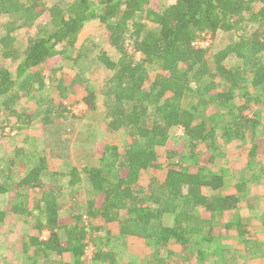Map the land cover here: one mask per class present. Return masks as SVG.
<instances>
[{"label": "trees", "instance_id": "trees-1", "mask_svg": "<svg viewBox=\"0 0 264 264\" xmlns=\"http://www.w3.org/2000/svg\"><path fill=\"white\" fill-rule=\"evenodd\" d=\"M44 14L48 20L36 24ZM0 16L6 18L0 23L5 31L0 33V118L8 123L13 118L25 126L40 119L43 127L57 118L65 120L62 100L69 87L79 85L87 110L103 107L108 132L124 130L130 141L120 149L94 141L89 149L98 146L90 150L98 159L97 167H72L68 174L55 175L67 176L68 185L78 188L84 177L89 186L93 200L71 218L59 216L60 187L44 182L52 151L15 146L13 155L0 160V194L18 199L10 209L0 210V221L7 213L27 215L32 221L24 229L21 245L25 254L33 250L31 264L39 259L42 264H83L88 244L94 248L92 261L117 264L110 250L115 239L103 227L111 222L118 225L117 240L132 236L146 241L151 251L145 264H172V245L191 244L196 264H238V256L245 254L247 260L252 250H259L254 244L238 252L222 243L225 235L215 228L222 227L223 213L243 200L252 207L247 182L237 180L236 193L203 195V187L217 191L228 185L222 176L202 167V156L195 150L209 144L207 158L213 162L215 139L245 143L260 126L259 112L246 111L264 105V0H172L157 9L151 0H52L50 6L46 0H0ZM93 20L108 33L115 60L104 51L94 56L92 42L78 44L84 25ZM20 28H34L22 50L15 47L12 36ZM61 54L75 69L69 81L57 68L44 73L43 65ZM96 61L107 71L98 93L83 70ZM84 62L88 64L81 66ZM45 90H54L60 99L38 98ZM238 96L242 102H236ZM25 97L38 98L34 111L18 109V101ZM190 97L196 105L187 102ZM175 127L182 128L190 156L177 162L178 169L167 168L165 181L152 182L144 196L138 177L158 168L156 147L171 154L167 142ZM263 145L264 139L258 140L248 155H257ZM252 163L248 172L256 184L262 175L253 172ZM24 167L25 176L15 177L16 168ZM30 191L32 196L26 193ZM166 215L173 219L170 226L163 223ZM232 226L234 222L227 221L222 228L228 232ZM43 232L46 239L41 238Z\"/></svg>", "mask_w": 264, "mask_h": 264}, {"label": "rangeland", "instance_id": "rangeland-1", "mask_svg": "<svg viewBox=\"0 0 264 264\" xmlns=\"http://www.w3.org/2000/svg\"><path fill=\"white\" fill-rule=\"evenodd\" d=\"M172 0H151V6L155 9L159 7L160 5L167 4L171 2ZM46 3L48 6L52 4V0H46ZM5 19L3 16H0V23L5 22ZM47 15L44 14L37 22H45L47 21ZM1 32V30H0ZM26 30L23 29L18 32L16 37V47L22 48L24 46L25 40H26ZM108 33L106 30L100 25V23L97 20H93L88 22L85 27L83 28L82 32L79 34V42L78 44L84 43V45H89L90 42L94 43L95 49H93L94 56L98 54L100 51L107 52V54L111 57V59H116V54L114 52H111L109 43H108ZM77 44V45H78ZM220 42L216 43L212 49L211 53L215 52L220 47ZM202 45H205L203 43ZM64 55L61 54L59 56H56L53 60H50L45 65V75L47 76L49 74L50 69L57 68L58 73H65L66 81H69L70 78L74 75L75 69L73 70L70 68L71 62L68 60L62 59ZM88 62L81 63L82 65H87ZM227 65H230L231 63L227 61ZM104 67L99 65V63L96 61L91 64L90 67L83 68L84 74L89 75V82L93 84L96 88V92L98 93V90H100V86L102 84V81L104 77L107 75V71L103 69ZM81 69V68H80ZM70 83V82H69ZM69 85V84H68ZM70 88V87H69ZM68 88L67 97L62 100L63 104L66 107L67 111V119H56L53 124L43 127L42 122L40 119H36L31 123V125L25 126L23 124H20L19 122H15V119H11L8 123V121L5 120V117L1 120L0 119V160H7L9 156L13 155V148L15 146L18 147H24L26 150H33V149H40L42 148L46 152L52 151L53 153H57L62 158H65L67 154L71 155L72 162L76 164V166L79 164V167H84L82 165L88 166L92 162L95 161L96 157H93L90 152L95 151L97 145L95 148L89 149V146L95 142H100V145L102 144H109V145H115L117 147L122 148L124 145L128 144L129 138L127 133L124 130H120L117 132H108L106 128V123L103 118V111L104 108L100 107L96 111H88L86 106L83 104L82 98L84 97L85 93L83 92L82 87L79 85H73L71 89ZM249 90V88H248ZM38 98L46 99L48 97L56 98L57 100L60 99V97L55 96L54 90H45L43 93H38ZM37 98V97H35ZM35 98H23L18 101L17 107L20 111H34L37 106L36 102L37 99ZM100 98V97H99ZM42 99V100H44ZM45 101V100H44ZM241 100V96H238L236 99V102H239ZM187 102H191L193 105L197 104V100L193 97L188 98ZM238 104V103H237ZM45 104L43 103L42 106ZM259 105V104H258ZM253 105L252 108L248 111H246V114H253L254 112H259L258 116L259 119H261L260 126H258L257 130L254 133L248 134L247 141L245 143H238V142H227V140H220L216 139L215 144L217 147H221L217 151V154H222L221 151H224V161H231L235 162V164H238L242 161L246 163V166L249 165L248 161H256L253 163L254 172H257L261 175H264V146L260 149L258 148V151L260 153H256L258 155H263L262 158L255 159L256 157H250L247 156V150H249L250 146L256 143L260 139H264V105ZM200 109V108H199ZM206 116V113H205ZM91 123H94V125H91ZM89 126H93L94 128L97 127L98 130L90 131L88 130ZM73 128V129H72ZM72 129V130H71ZM71 130V131H70ZM86 133V136H82L81 134ZM221 132V131H220ZM253 132V131H252ZM92 133V137H91ZM170 138L169 143L172 145V149L174 148L175 152L178 154H188L189 148L187 147V144L182 142L180 138L183 137V135H178L175 128L171 129L169 132ZM29 137L30 141L25 143L24 139ZM38 138V142L36 140ZM44 138V141L42 142L41 139ZM89 144V145H87ZM44 145V147H43ZM85 146H88V149H86ZM203 145L196 146L197 152L200 156H202V150ZM101 146H99L100 149ZM92 150V151H90ZM162 150V151H160ZM29 151V152H30ZM245 152V153H244ZM91 154V156L89 155ZM158 154L160 156V160H163V163H166L165 158L167 156L165 147H162V149H158ZM209 156L208 153H206L203 158L200 159L205 162L206 158ZM95 158V159H94ZM58 159V158H57ZM60 159V158H59ZM98 160V159H97ZM173 160H176V158L173 157ZM92 161V162H91ZM96 162V161H95ZM63 163V161H62ZM72 163V164H73ZM228 163V162H227ZM68 163L64 162L63 165L50 163V172H62L61 174H64L68 171ZM3 163H0V166H2ZM26 168L24 167L22 169L16 168L14 172V176H22L26 172ZM257 170H256V169ZM233 171L234 169H230ZM145 174V173H144ZM1 176V174H0ZM56 177V176H55ZM51 178L45 179V183H50L55 185L56 187H60L63 190L66 189V177L60 176L57 178ZM149 177V175H147ZM59 192V190H58ZM85 195V193H82ZM22 199V198H20ZM28 201V200H27ZM68 201V200H67ZM18 199L14 201V198H8V200L4 199V197L0 196V207L6 206L7 209H10L14 204H17ZM66 214V211H65ZM242 215V214H241ZM27 215H22L18 213L12 214L11 217H9L6 221H1L0 224V264H25V257L23 258V255L19 258V254L17 252L20 250V247L23 243V224L24 222H28ZM17 223V224H15ZM224 230V229H223ZM222 231V230H221ZM220 231V232H221ZM232 235V233H230ZM226 236V235H225ZM140 240V239H139ZM232 241H235L233 235H232ZM242 242V241H240ZM239 243L237 242L236 246ZM189 246H186L185 249H183L181 246H172L173 253L176 255H173L170 257L171 263L176 264H196L194 254H192V250H194L193 246H190L191 244H188ZM225 247L227 248H233V244H225ZM121 246V247H120ZM235 247V245H233ZM241 246V245H240ZM112 247L114 251H117V248L122 252L120 254V264H142L143 263V257L142 255L138 253L139 244L138 243H132L126 247H122L121 244L116 242L115 240L112 241ZM111 250V249H110ZM254 252L251 254V257H249L247 260H244L246 255L241 258L238 256V264L246 262L247 264H261L264 262L263 260H258V262H253L254 259H260V254L263 253L261 251L260 247L259 250H253ZM182 254H185V256H182ZM10 255V259L7 260V256ZM14 259V260H13ZM252 259V260H250ZM11 260L13 262H11ZM16 261V262H15ZM181 262V263H180ZM27 264H30L27 260ZM100 264V263H97ZM264 264V263H263Z\"/></svg>", "mask_w": 264, "mask_h": 264}, {"label": "crops", "instance_id": "crops-1", "mask_svg": "<svg viewBox=\"0 0 264 264\" xmlns=\"http://www.w3.org/2000/svg\"><path fill=\"white\" fill-rule=\"evenodd\" d=\"M3 17L5 18V16H3ZM37 21H36V24L37 23L40 24V22H37ZM85 25H84V27H85ZM23 29L24 28L17 29L12 33V36L14 38L15 47H16L17 34L19 31H21ZM25 30H26V34L28 35V33L32 32L34 30V28L25 29ZM1 32L2 33L5 32L2 27H1ZM27 35H26V37H27ZM25 44H26V40H25L24 46H25ZM24 46L22 48H18V47H16V48H18L19 50H22L24 48ZM54 58L55 57H53L50 60H53ZM50 60H48V61H50ZM47 62L43 65V67H45ZM44 73H45V69H44ZM0 119L2 120V118H0ZM182 138H180V139L183 141ZM36 140L38 142V138H36ZM41 141L43 142L44 138H42ZM215 141H216V139H215ZM44 144H45V141H44ZM168 144L172 147V145L169 143V141L167 142V145ZM208 145L209 144H205L202 146L204 149V150H202V158L206 153H208L210 155V153L207 151ZM197 146H199V145H197ZM43 147H44V145H43ZM187 147L189 148V145H187ZM158 149H162V147H156V154L158 157V165H159L158 168H149L146 171L140 173V175L138 177L137 183H138V185H140L141 189L143 190L144 196L147 195V193H148L147 188L150 184H152V182L156 183L157 185H160L165 181L167 168L173 167V168L178 169L179 168L178 163L181 162V158H183L185 161L186 158L190 156V155L188 156V154H178V156H177V153L175 152V150L173 148V150H171L172 151L171 154L170 155L167 154V156L165 158L166 163H164L162 165L163 160H160V156L158 154ZM219 149H221V147H218L217 151ZM160 151H162V150H160ZM195 152H197V150H195ZM221 152H222V154H217V152H215L216 157H215V160L213 162L211 161V159L208 160V158H207L209 163L207 162L206 164H204V161L202 160V167L205 166V168L210 173L222 176L225 179V182L227 180L228 186L220 188L217 191H212V189L210 187H203L202 188V194L205 196H211L212 194H219V193H226V192L236 193V191L234 189V184L237 182V180H239V179L241 180L243 178L247 182V189H248V195L247 196L251 199L252 207H249V204H247V202H245V200H243L242 202L238 203L236 205V207H234L233 209L224 212L223 213V219L220 222V225L222 227H224L225 222H227V221L232 222L233 221L234 226H232L228 232L225 231V229L222 227H217V228H215V232L219 233L222 230L220 232V234L226 235L225 239L222 243H225V244L229 243V244L235 245V247L233 245H232V247L234 249H236L238 252H240V250L243 251L244 246H245V248L247 247V250H248L250 246L256 244L258 246V249L260 247V249H261V251H263V253L260 254V257H258L260 259H255V260L250 259V260H252L253 262L259 263L258 260L264 261V223H263L264 222V175H262L261 179L259 181H257L258 183L255 184V180L253 179L252 172L251 171L248 172V165L246 168H244V166H246V163L244 161H242L238 164H235V162H231V161H227L228 162L227 163L223 159L224 151H221ZM89 155L91 156V154H89ZM52 156L51 155L47 156L46 170H45L46 177H43L44 179H50V176H51V178H54L56 174L62 173V172H50L49 171L50 163H52V162L55 164H59V165H60V163H61V165H63L64 162L68 163L66 165H68L69 169L64 174H68L70 168H72V167H76L78 169L81 168V167H79V164L76 166V164L72 162V159L70 158L71 157L70 154L66 155L65 158L60 157L59 155H57V153H54ZM247 156H249L248 150H247ZM262 156L263 155H258V156H254V157H256L255 159L257 160L258 158H262ZM173 157L176 158V160H173ZM62 161H63V163H62ZM95 161L94 162L91 161L92 163L90 165H88L87 167H97L98 161H97V159H95ZM254 162H256V161H253V163ZM253 163H252L251 168L255 167L253 165ZM82 166L85 167V165H82ZM230 169H234V170L231 171ZM253 172H254V170H253ZM255 174L259 175V173H257V172H255ZM147 175H149V177H147ZM23 176H25V175H22L21 177H23ZM66 179H67L66 180V189L63 190L62 188H60V191H59L60 195H58L59 197H58V201H57V204H59V206H60L59 216L61 218H71L70 217L71 214L75 215L78 210L82 212L85 208L84 207L85 204L88 201L93 200V197L91 196V193H90L89 186H88L87 182L85 181L84 177H82V179H81V185L79 188L69 186L68 185V178H66ZM83 192L85 193V195L82 194ZM26 193L29 196H32L34 192L30 191V192H26ZM8 195L9 194H6V195L0 194V196L1 197L3 196L4 199L8 198ZM36 195L40 196V193H37ZM144 205H146V202L144 203ZM0 210L6 211L8 209L6 208V206H4L2 208L0 207ZM65 211H66V214H65ZM12 214L14 215V213H12ZM12 214L7 213L5 218L3 220H1L2 224L9 217H11ZM206 215H208V214L205 213L202 216L206 217ZM172 220L173 219L167 215L165 217H163V223L167 226L171 225ZM1 221H0V224H1ZM15 224H17V223H15ZM29 224L30 225L32 224L31 220H28V222H24V224L22 226L23 230L27 229L29 227ZM103 227H104V230L108 231L111 234L112 238H114L116 242L118 241V243L121 244L123 248L132 244V243H134V244L138 243L139 244L138 253L140 254V256L142 255V257L144 258L143 259L144 261L142 264H145L146 254L151 251L149 245L146 244V241L141 240V239L139 240V238L132 237V236H126L124 238H120L117 240V238H119V237H118V225L116 222L103 224ZM237 227H240L239 229L241 231L238 232L236 229ZM230 233H232L235 241H232V235H230ZM240 241H242V242H240ZM237 242L239 244L236 246ZM172 246H179V245H172ZM172 246H170V249L173 252ZM185 246H189V245L187 244ZM181 247L183 249L186 248L184 246H181ZM21 248H22V246L20 247V250L17 252V254H19L18 257L20 258L21 255H23V257H25V261H26L25 264H27V260L29 257L32 256L33 250L31 252L25 254L23 251H21ZM111 250H113L112 252H114L116 255L117 264H120V262H119L120 258L119 257H120V254L122 252L118 248H117L116 252L114 251V249H111ZM253 252L254 251L252 250L251 253H253ZM173 255H176V254L174 253ZM173 255H171V256H173ZM182 256H185V254H182ZM244 256H245V254H244ZM10 258L11 257L9 255V256H7L6 259L9 260ZM208 260H209V257H208ZM11 262H13V261L11 260ZM41 262H42V260L39 259L37 264H42ZM29 263L31 264L30 261H29ZM206 263L209 264L208 261H205V264ZM263 263L264 262H262L261 264H263Z\"/></svg>", "mask_w": 264, "mask_h": 264}, {"label": "built area", "instance_id": "built-area-1", "mask_svg": "<svg viewBox=\"0 0 264 264\" xmlns=\"http://www.w3.org/2000/svg\"><path fill=\"white\" fill-rule=\"evenodd\" d=\"M175 130L177 131V134L178 135H183V130L181 127H175ZM42 239H46L47 238V233L46 232H43L42 236H41ZM94 254V248L91 246V245H87L86 248H85V262L83 264H97L95 263L93 260V255Z\"/></svg>", "mask_w": 264, "mask_h": 264}]
</instances>
